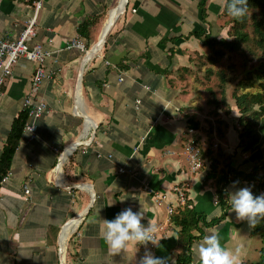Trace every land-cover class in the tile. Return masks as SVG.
<instances>
[{
  "label": "crops",
  "instance_id": "1",
  "mask_svg": "<svg viewBox=\"0 0 264 264\" xmlns=\"http://www.w3.org/2000/svg\"><path fill=\"white\" fill-rule=\"evenodd\" d=\"M118 2L41 0L30 44L49 52L43 65L47 76L36 93L46 110L34 120L33 137L22 130L0 182V264H138L144 246L112 255L102 238L103 220L128 207L144 212L142 223L155 224L156 235L164 236L161 248L149 244L148 249L175 264L179 228L171 215L182 208L178 190L207 219L221 211L214 188L202 187L208 166L192 172L186 160L185 143L195 132L203 147L206 142L202 130L189 132L188 116L198 117L191 91L178 86L176 74L191 68L193 55L205 49L194 31L226 38V0H125L102 48L84 62ZM34 3L0 0V37L15 38L33 15ZM86 19L95 20L88 37L77 32ZM75 36L89 47L67 49ZM35 67L36 62L19 58L1 86L0 153L13 118L24 109ZM230 100V113L221 116L228 124L225 138H214L231 159L224 189L228 202L229 193L240 187L264 194L258 180L242 176L258 165L257 174L264 177V144L254 152L240 150L234 128L239 113ZM87 121L92 122L88 129ZM234 181L239 183L233 186ZM78 214L79 222L66 235ZM203 231L192 242L190 264H199L198 245L212 231H219L224 247L241 248L240 263L254 260L251 249L258 256V237L231 208Z\"/></svg>",
  "mask_w": 264,
  "mask_h": 264
},
{
  "label": "trees",
  "instance_id": "2",
  "mask_svg": "<svg viewBox=\"0 0 264 264\" xmlns=\"http://www.w3.org/2000/svg\"><path fill=\"white\" fill-rule=\"evenodd\" d=\"M247 2L248 13L241 20H235L229 16L224 6L222 16L228 26L226 38L210 37L201 29L194 31L192 35L208 49L207 53L199 54L200 58L209 63L205 69L206 80L210 76L216 75L219 81V97L212 92L207 100V103L212 105V114L223 112L224 116L230 113L225 88L229 77L224 68L219 67L215 70L212 66L231 53L242 55L244 74L235 80L230 97L234 100L239 113L236 124H234V128L237 130V146L243 152H254L264 144V0H247ZM94 23L95 20L86 19L78 26L77 32L81 36L88 37L89 29ZM253 58L257 64L246 69V61ZM180 69L186 72L191 68L182 67ZM255 87L257 89L253 91L252 88ZM209 90L211 89L209 88ZM26 119L27 112L22 109L11 122L0 153V182L8 173ZM215 121V127L213 129L208 127L207 131L200 126L195 115H189L186 122L194 132L196 130L206 131L205 147H203L201 135L198 133L195 132L191 140L199 148L201 160L206 164L208 162L201 181L202 187L208 185L214 188V195L219 202L221 211L217 216L207 219L206 214L197 211L186 196L182 208L171 215V222L179 228L175 264H190L192 242L204 235V227L213 226L224 220L228 209L231 208L224 190L230 180V173H232V169L229 168L230 155L226 154L219 144H216V148L213 149L214 142L212 141L215 136L219 139L225 138L224 130L228 124L219 116H216ZM257 168L258 165H254L251 172L242 174V176L245 179L258 180L261 188L264 189V177L257 174ZM251 234L260 239L257 259L240 264H264V220H261L255 228H251Z\"/></svg>",
  "mask_w": 264,
  "mask_h": 264
},
{
  "label": "clouds",
  "instance_id": "3",
  "mask_svg": "<svg viewBox=\"0 0 264 264\" xmlns=\"http://www.w3.org/2000/svg\"><path fill=\"white\" fill-rule=\"evenodd\" d=\"M227 13L235 20H241L248 13L247 0H226ZM239 183L233 182V186ZM231 210L239 221H246L250 228H255L264 220V194L254 195L250 186L240 187L229 193ZM144 212H134L131 207L118 212L112 220H103V240L112 255L127 252L130 246L135 252L142 245L145 252L138 264H169L168 257H157L148 249V245L161 248L155 224L142 223ZM219 231H212L203 237L198 245L199 264H240L241 248H226L221 243Z\"/></svg>",
  "mask_w": 264,
  "mask_h": 264
},
{
  "label": "built area",
  "instance_id": "4",
  "mask_svg": "<svg viewBox=\"0 0 264 264\" xmlns=\"http://www.w3.org/2000/svg\"><path fill=\"white\" fill-rule=\"evenodd\" d=\"M41 0H35L33 15L29 18L26 26L19 32L15 38L0 37V89L6 78L11 74L14 63L19 58H25L36 62L33 75L30 81L29 91L23 100V107L27 112V120L23 126V131L28 132L31 137L34 136L35 124L34 120L46 110V103L36 98V93L43 79L47 76L44 68V61L49 52L46 51L41 44H30L31 38L35 34V23ZM67 49L84 48L82 40L75 36L68 44ZM193 129L189 128V132ZM192 137L185 143L186 160L192 172L198 171L208 164L200 158L199 148L192 142ZM28 189L24 188V192L28 193ZM179 205L183 206L186 196L183 191L178 190ZM167 212L172 210L168 207Z\"/></svg>",
  "mask_w": 264,
  "mask_h": 264
},
{
  "label": "rangeland",
  "instance_id": "5",
  "mask_svg": "<svg viewBox=\"0 0 264 264\" xmlns=\"http://www.w3.org/2000/svg\"><path fill=\"white\" fill-rule=\"evenodd\" d=\"M101 29H102V25H101ZM225 32L226 33H223V34L227 37L228 36V28L226 29ZM82 42H83V40H82ZM83 43H84V48L86 47L85 48V50H86L87 47H89V45L87 46V43H85V42H83ZM207 52H208V49L205 48L203 53H207ZM85 54H86V52H85ZM256 64H257V61L254 60V58L248 59L246 61L245 68L249 69L251 66H255ZM208 66H209V63L206 62L204 59L200 58V55L197 53V54H194L193 57L191 58V69L189 71H186V72H184L180 69V70H178V73L176 74V78H179L178 81L176 80L178 86L184 92L191 91L192 94L190 93V95H191V98H193V105L195 106V107H193V109L196 111V114H197L196 116L198 117L199 121L202 123L201 126L206 131H207L208 127H211L212 129L215 127L216 116H219V117L223 116V112L212 115V111H211L212 105L207 103V100L211 96L210 93L214 92L215 95L217 97H219V91H218L219 81L217 79V76L212 75V76H210V78L208 80H206V78H205V69ZM219 67L224 68V70L226 71V73L229 77L230 82H229V80L227 81V83L225 84V88H226V97H227V99H229V102H231L232 100H230V92L232 90L234 82L237 78L243 76V74H244L243 57L240 54L231 53L228 56L221 58L217 64L212 66V68L215 70L218 69ZM207 88L208 89L210 88L211 90L208 91ZM255 89H257V87L252 88L253 91ZM220 107H222V106H220ZM204 130H202V133H203V138L205 140L206 131H204ZM212 141L215 144L217 142L215 139H213ZM215 144L213 145V149L216 148ZM256 239H257L256 247H258V243L260 244V239H259V237ZM251 253L253 254V259L254 260L257 259V251L255 249H251Z\"/></svg>",
  "mask_w": 264,
  "mask_h": 264
},
{
  "label": "bare ground",
  "instance_id": "6",
  "mask_svg": "<svg viewBox=\"0 0 264 264\" xmlns=\"http://www.w3.org/2000/svg\"><path fill=\"white\" fill-rule=\"evenodd\" d=\"M124 3H125V0H119V2H118V4H117V6L114 8V9H112V10H110V12L107 14V16H106V18H105V20L103 21V26H104V28H103V30H102V32H101V34H100V36H99V38H98V40L95 42V43H93L92 44V46L89 48V49H87L85 52H86V55H85V57H84V62L85 61H87V60H89V58L93 55V54H95V53H97V52H99V50L102 48V44H103V41H104V39H105V36H106V34H104V31H105V29L107 28V26L109 25V24H113V22H114V20L122 13V11H123V7H124ZM79 90V89H78ZM79 93V92H78ZM78 99V98H77ZM79 101V100H78ZM78 104L80 105V110H81V103H80V101L78 102ZM78 110V109H77ZM89 118V117H88ZM90 125H92V122L91 121H87V126H86V128L88 129V127L90 126ZM85 127V126H84ZM87 132V131H86ZM84 134V133H83ZM73 148V145H71L69 148H66V151L68 152L69 150H71ZM86 189H90V186L89 185H87L86 187H85ZM83 211H85V209L83 210ZM76 217V222H74V224H72L69 228H68V230H67V232H66V235L67 234H69V232H70V230H71V228L77 223V222H79V220H80V218H79V214L77 215V216H75ZM60 240H61V236H60ZM63 242V241H62ZM61 245V248H62V250L64 249V246H65V243L63 242L62 244H60Z\"/></svg>",
  "mask_w": 264,
  "mask_h": 264
},
{
  "label": "water",
  "instance_id": "7",
  "mask_svg": "<svg viewBox=\"0 0 264 264\" xmlns=\"http://www.w3.org/2000/svg\"><path fill=\"white\" fill-rule=\"evenodd\" d=\"M123 9H124V7H123ZM110 27H111V24H109L108 26H107V28L105 29V31H104V34H106L107 35V33H108V30L110 29ZM106 37V36H105ZM105 40V39H104ZM104 42V41H103Z\"/></svg>",
  "mask_w": 264,
  "mask_h": 264
}]
</instances>
